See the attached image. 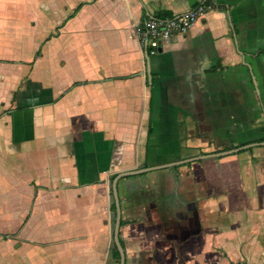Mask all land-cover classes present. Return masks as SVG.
<instances>
[{
    "label": "crops",
    "instance_id": "0c3cea01",
    "mask_svg": "<svg viewBox=\"0 0 264 264\" xmlns=\"http://www.w3.org/2000/svg\"><path fill=\"white\" fill-rule=\"evenodd\" d=\"M99 1L0 0L2 251L120 264L113 181L156 167L117 183L125 264H264V144L180 163L262 142L264 0ZM198 4L148 56L135 28Z\"/></svg>",
    "mask_w": 264,
    "mask_h": 264
},
{
    "label": "built area",
    "instance_id": "2783aa9c",
    "mask_svg": "<svg viewBox=\"0 0 264 264\" xmlns=\"http://www.w3.org/2000/svg\"><path fill=\"white\" fill-rule=\"evenodd\" d=\"M212 4H198L172 17H151L135 28V34L148 56L156 55L159 48L175 33L187 32Z\"/></svg>",
    "mask_w": 264,
    "mask_h": 264
},
{
    "label": "water",
    "instance_id": "95a60500",
    "mask_svg": "<svg viewBox=\"0 0 264 264\" xmlns=\"http://www.w3.org/2000/svg\"><path fill=\"white\" fill-rule=\"evenodd\" d=\"M257 144H264V141H262L260 143H250V144H247V145H244V146H240V147H237V148H232L230 150H225V151H221V152L210 154V155L197 156V157H194V158H191V159L182 160V161H180V163L186 162V161H189V160H192V159L196 160V159L202 158V157L206 158V157H210V156L228 155V154L239 152V151L244 150V149H248V148L253 147V146L257 145ZM176 163L177 162H175L173 164H176ZM166 165L170 166L172 164H166ZM154 168H156V167H149V168L135 170V171L121 172L115 177V179L113 181V193H114V199H115V204H116V212H117V218H116V224H115V230H114V240H115V243H116V245L118 247V250L120 252V256H121L120 264H125L126 257H125V252H124V249H123L121 241H120V237H119L120 220H121V218H120L121 217V215H120L121 214V207H120V200H119L118 189H117L118 180L120 178H122V177H125V176H128V175L141 174V173L150 171V170H152Z\"/></svg>",
    "mask_w": 264,
    "mask_h": 264
},
{
    "label": "rangeland",
    "instance_id": "374dc122",
    "mask_svg": "<svg viewBox=\"0 0 264 264\" xmlns=\"http://www.w3.org/2000/svg\"><path fill=\"white\" fill-rule=\"evenodd\" d=\"M89 2H91V4L93 3H97V2H100L99 0H89ZM101 2H109V0H103ZM96 31L94 33V35H102V36H112L113 33L109 30V29H103V30H98L97 27L95 28ZM39 31L40 29L38 30V35L39 34ZM31 47V45H25V48H29ZM2 174H3V171L0 169V196L2 198V190H4V188H2V183H3V180H2ZM4 192V191H3ZM0 205H1V202H0ZM17 225V224H16ZM16 225H14V220H10V219H7V218H4L2 216H0V230H7L9 228H12V230L15 229ZM10 242L13 244L14 246V240L11 239ZM14 249V247H13ZM36 252H31L28 254L27 257H25L24 255H18V250L16 251H12L10 252L9 254H7V252L4 254V252L2 251V247L0 245V264H8L7 262L10 261V264H19V261H28V260H32V261H38V249H35ZM7 254V255H6ZM45 257H48V256H45Z\"/></svg>",
    "mask_w": 264,
    "mask_h": 264
},
{
    "label": "trees",
    "instance_id": "16d2710c",
    "mask_svg": "<svg viewBox=\"0 0 264 264\" xmlns=\"http://www.w3.org/2000/svg\"><path fill=\"white\" fill-rule=\"evenodd\" d=\"M78 9V8H77ZM77 9H76V11H77ZM169 15V13L168 12H159L158 14H157V16L158 17H166V16H168ZM259 141H264V138H263V140H259ZM113 208L115 209V205H113ZM116 253H117V255H119V252L116 250ZM234 264H246V263H244V262H238V263H234Z\"/></svg>",
    "mask_w": 264,
    "mask_h": 264
}]
</instances>
